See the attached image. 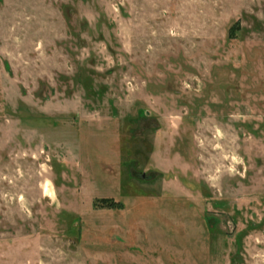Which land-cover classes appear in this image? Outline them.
Returning a JSON list of instances; mask_svg holds the SVG:
<instances>
[{"label":"rangeland","instance_id":"obj_1","mask_svg":"<svg viewBox=\"0 0 264 264\" xmlns=\"http://www.w3.org/2000/svg\"><path fill=\"white\" fill-rule=\"evenodd\" d=\"M0 264H264V0H0Z\"/></svg>","mask_w":264,"mask_h":264}]
</instances>
